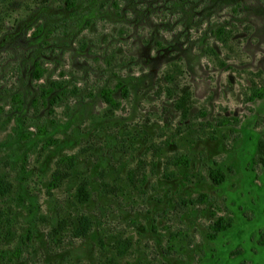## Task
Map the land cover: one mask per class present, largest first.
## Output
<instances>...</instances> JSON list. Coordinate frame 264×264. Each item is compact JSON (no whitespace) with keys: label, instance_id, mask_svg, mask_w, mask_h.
I'll list each match as a JSON object with an SVG mask.
<instances>
[{"label":"rangeland","instance_id":"374dc122","mask_svg":"<svg viewBox=\"0 0 264 264\" xmlns=\"http://www.w3.org/2000/svg\"><path fill=\"white\" fill-rule=\"evenodd\" d=\"M263 84L264 0H0V264H264Z\"/></svg>","mask_w":264,"mask_h":264},{"label":"trees","instance_id":"16d2710c","mask_svg":"<svg viewBox=\"0 0 264 264\" xmlns=\"http://www.w3.org/2000/svg\"><path fill=\"white\" fill-rule=\"evenodd\" d=\"M66 4L68 8H71L75 6L76 0H66ZM219 32L223 33L224 28H220ZM42 75H43V69L37 63L33 71V77L35 79H41ZM165 75L169 79L173 77L172 73H166ZM57 86H60V84H58L57 82H52L49 86L41 87L40 94L38 98L35 99V102H37L38 100L39 101L41 100L43 104H46V105L51 104V106L56 105L58 101L61 99L60 95L56 93ZM118 89H121L123 95L127 97L129 91H128V88L122 82H118L114 87L102 88L100 92L103 101L110 108L116 109V108H119L122 104L121 101L115 97V92ZM250 98L251 99L264 98V84L261 86H255L252 89ZM19 102H21V98L19 99ZM182 158L181 159L179 158L177 162L187 163V159L185 157H182ZM75 159H76L75 155H69V156L64 157L62 161H67L68 165L73 166L75 163ZM210 177L212 181L214 182V184L220 185L224 182L226 178V174L221 168H213L210 170ZM229 227H230V221H228L224 216H219L216 220H214L211 226L213 232L209 234L210 238H215L218 234L226 231ZM259 243L261 245H264V237L261 240H259Z\"/></svg>","mask_w":264,"mask_h":264}]
</instances>
